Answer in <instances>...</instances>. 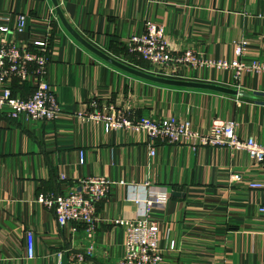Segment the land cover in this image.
<instances>
[{
	"label": "crops",
	"instance_id": "obj_1",
	"mask_svg": "<svg viewBox=\"0 0 264 264\" xmlns=\"http://www.w3.org/2000/svg\"><path fill=\"white\" fill-rule=\"evenodd\" d=\"M59 2L92 45L156 75L162 72L126 57L127 41L144 31L147 20L164 26L174 50L234 61L236 45L245 39L243 59H264V0ZM19 14L27 16L22 32L16 31ZM7 25V36L21 44L50 38L48 77L63 111L53 122H20L0 113V264H118L126 235L113 220L139 217L149 188L170 195L150 211L160 225L163 264H264V213L259 210L264 190L249 187L264 182V170L248 152L157 142L152 156L145 132L107 129L102 121L77 116L89 113L97 100L105 107H130L139 117L187 121L201 132L214 121L233 119L241 138L264 143L263 100L161 85L121 71L68 33L51 0H0V27ZM234 76L235 68L185 67L177 78L264 97V73L245 70L238 80ZM24 84L14 81L15 93L33 91V83ZM95 175L115 184L107 201L98 204L101 221L92 239L80 227L60 228L54 210L37 197ZM31 231L33 258L27 245ZM92 241L95 251L87 256Z\"/></svg>",
	"mask_w": 264,
	"mask_h": 264
},
{
	"label": "built area",
	"instance_id": "obj_2",
	"mask_svg": "<svg viewBox=\"0 0 264 264\" xmlns=\"http://www.w3.org/2000/svg\"><path fill=\"white\" fill-rule=\"evenodd\" d=\"M27 24V16L19 14L16 31L22 32ZM0 32V113L15 121L53 122L62 115V105L49 81L51 49L49 39L21 44L10 39V26H1ZM248 41L241 39L235 49L234 61H213L197 53L194 49L174 50L165 36L162 24L147 20L144 31L132 35L127 41L128 53L135 61L148 63L157 68L159 76L177 78L185 67L235 68V79L242 71L264 73V59L246 62ZM14 81L19 84L33 83V91L24 96L15 93ZM82 119H96L105 123L107 129H128L145 132L150 139V154L155 155L157 142L170 144L188 143L193 150L201 146L224 147L231 150H244L264 170V143L254 137L243 139L238 135L239 122L236 120L214 121L205 131H197L187 121L168 119H150L137 116L130 107L116 109L102 106L99 101L91 103L89 113H78ZM80 163H84V150L80 151ZM61 179L67 181L66 175ZM115 182L101 175L88 176L73 181L66 189L57 193H40L37 202L54 210L60 228L69 226L74 231L82 228L92 239L101 218L98 204L107 201ZM250 188L264 190V182H251ZM170 195L166 190L149 188L148 196L143 201V213L132 220L115 219L113 222L125 231L124 254L118 264H163L164 255L159 247V221L151 216L154 205H164ZM137 203L141 202L139 199ZM264 213V205L260 207ZM28 254L34 257L32 231L27 240ZM95 251V243L87 248L86 255ZM82 259L83 255H78Z\"/></svg>",
	"mask_w": 264,
	"mask_h": 264
},
{
	"label": "water",
	"instance_id": "obj_3",
	"mask_svg": "<svg viewBox=\"0 0 264 264\" xmlns=\"http://www.w3.org/2000/svg\"><path fill=\"white\" fill-rule=\"evenodd\" d=\"M51 1L54 5L58 18L60 19L61 23L63 24L64 28L68 31V33L76 41H78L82 46H84L87 50H89L91 53L95 54L100 59L106 61L107 63H109L110 65L116 67L117 69L121 71L129 73L140 79H144L146 81L154 82V83L161 84V85L172 86V87H182V88L203 89V90H209V91H214V92H219V93H224V94H229V95H239V96H244V97H251L254 99L264 101V97L250 95L247 92L241 91L239 89H232L226 86L211 84V83H203V82L184 80V79H179V78H169V77L159 76L151 72H148L146 70H142L140 68L134 67L124 61H121L109 55L108 53L98 49L94 45H92L68 21L60 5L59 0H51Z\"/></svg>",
	"mask_w": 264,
	"mask_h": 264
},
{
	"label": "trees",
	"instance_id": "obj_4",
	"mask_svg": "<svg viewBox=\"0 0 264 264\" xmlns=\"http://www.w3.org/2000/svg\"><path fill=\"white\" fill-rule=\"evenodd\" d=\"M126 57H128L129 59H132V55H130L128 52H127ZM136 62H141V61H136ZM143 63L145 64V62H143ZM23 84H24V83H23ZM24 85H26V83H25Z\"/></svg>",
	"mask_w": 264,
	"mask_h": 264
},
{
	"label": "rangeland",
	"instance_id": "obj_5",
	"mask_svg": "<svg viewBox=\"0 0 264 264\" xmlns=\"http://www.w3.org/2000/svg\"><path fill=\"white\" fill-rule=\"evenodd\" d=\"M148 64V63H147ZM149 65V64H148Z\"/></svg>",
	"mask_w": 264,
	"mask_h": 264
}]
</instances>
